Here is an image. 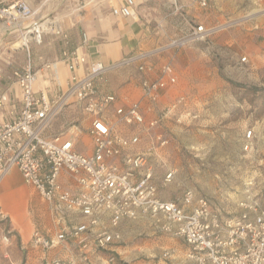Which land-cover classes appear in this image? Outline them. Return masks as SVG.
Wrapping results in <instances>:
<instances>
[{"label": "built area", "instance_id": "built-area-1", "mask_svg": "<svg viewBox=\"0 0 264 264\" xmlns=\"http://www.w3.org/2000/svg\"><path fill=\"white\" fill-rule=\"evenodd\" d=\"M195 1L205 9L210 0ZM133 5V0H126L124 5L113 8L112 14L134 17ZM34 16L35 10L27 0L0 4V28L26 39L20 47L27 52L30 43L41 44L49 32L65 37L55 20H46L43 26L33 21ZM219 29L196 25L187 34L154 50L126 57L115 64L91 63L84 74L73 73L65 91L54 100L34 90L37 74L29 60L21 70L13 72V83L21 90V108L11 120H0V182L11 170L17 169L23 183L49 207L56 232L48 237L34 231L33 248L48 251L72 242L81 250V264H93L88 251L106 250L119 241L121 237L116 229L122 221L149 218L157 231L181 239L188 247L187 258L195 264H264V209L259 201L264 195V184L260 188H254L252 182L246 184L237 203L239 211L230 218L222 217L206 197L196 196L189 188L175 200L160 197L152 159L168 141L155 130L176 116L184 98L147 120L138 102L119 103L114 94L101 93L96 86L105 74L134 66L143 75L142 98L153 105L176 84L177 76L172 63L167 61L159 66L154 79L150 78L147 74L155 72L150 60L166 49L206 42ZM86 40L83 35V44ZM62 57L72 70L86 63L77 50L62 52ZM240 61L245 62L246 58ZM42 68L50 69V65L44 64ZM8 103L9 93L2 92L0 117ZM71 104L79 106L89 122L87 133L93 143L90 154L75 149V139L81 133L76 125L50 133L53 122ZM122 126L136 127L139 132L125 135L118 131ZM141 133L153 146L148 151L127 153L140 143ZM251 135L248 131L246 139ZM248 147L246 144L244 150ZM175 172L166 170L162 187L172 183ZM69 182L74 186H68ZM76 217L83 221L73 224ZM8 238L4 236L3 241L7 243Z\"/></svg>", "mask_w": 264, "mask_h": 264}, {"label": "crops", "instance_id": "crops-1", "mask_svg": "<svg viewBox=\"0 0 264 264\" xmlns=\"http://www.w3.org/2000/svg\"><path fill=\"white\" fill-rule=\"evenodd\" d=\"M10 1L12 0H0V4L5 5ZM27 1L31 6L37 2ZM72 1L69 6L64 4L59 8V4H56L51 10H45L46 15L56 12L55 22L65 37L49 32L43 36L40 46L31 43L28 52L22 47L21 50L13 47L15 45L13 39L17 38V34L5 32L0 28L2 68L10 72L0 76L1 79L4 77L0 94L5 91L9 93V103L0 120H11L21 108V90L13 83L12 74L21 70L28 60L37 74L34 90L44 92L49 100H54L65 91L70 76L73 73L84 74L91 63L115 64L126 57L154 50L168 38L181 36L193 23L206 26L212 22L210 20L212 18L220 20L225 14L234 16L241 14L242 11L240 9L242 0H211L209 8L204 12L199 11L194 0H133L134 17L126 18L112 14V9L124 5L126 0ZM251 1L256 6H264V0ZM38 7L43 8L42 1ZM257 23L262 25V22ZM255 28L257 25L253 27L248 25L250 31ZM253 34L258 35L257 32L249 33ZM83 35L87 39L85 44ZM74 50L86 59V63L76 70H72L69 62L62 57V52L70 53ZM252 54H257L254 45ZM150 61L155 66V72L147 76L154 79L161 64ZM44 64H49L50 69L42 68ZM110 73L96 82L101 93L113 94L111 89L114 88L112 80L115 76L109 75ZM119 76L117 79H120L122 86L117 90V94L126 99L137 96L139 88L135 85H140L143 75L141 74L137 80ZM133 102L139 103L144 115L150 110L151 104L143 99L142 95ZM70 107L73 108L69 109L71 113L69 117L68 112L61 114L53 122L50 133H59L70 125H76L81 133L75 139V149L90 154L93 143L87 133L89 122L79 106L73 104ZM149 148L150 146H147L143 151H148ZM12 172L20 175L17 169H13L0 182V213L8 217L11 232L7 243L0 238V252L4 258L0 264H48L54 261L81 264V250L72 242L57 245L48 251L32 247L31 238L34 231L38 230L50 237L56 230L49 207L32 188L26 186L23 181V188L11 187L8 180ZM69 183L68 186H74L72 182ZM183 191L181 188H159L160 197L164 200H175ZM259 201L261 208L264 209V195ZM82 221L79 217L72 220L73 224ZM116 231L121 237L119 241L113 242L106 250L88 251L93 264H195L187 258L186 244L181 239L157 231L149 218L124 220ZM165 254L167 255L164 256Z\"/></svg>", "mask_w": 264, "mask_h": 264}, {"label": "rangeland", "instance_id": "rangeland-1", "mask_svg": "<svg viewBox=\"0 0 264 264\" xmlns=\"http://www.w3.org/2000/svg\"><path fill=\"white\" fill-rule=\"evenodd\" d=\"M41 1L44 2L43 8L39 9ZM72 2L37 0L32 5L35 10L33 21L43 23L48 19L56 20V12L46 15L45 10H51L56 4H59V8L64 4L69 6ZM194 4L199 11L204 12L211 0L205 9L198 7L195 0ZM240 7L242 11L239 15L225 14L220 20L210 19L212 22L205 27L220 29L206 42L166 49L152 58L159 65L170 61L178 80L145 113L147 120L156 117L164 108L184 98L176 116L165 120L155 130L156 134L168 141L165 147L157 151V157L152 159L156 182L159 188L193 190L196 196L206 197L212 209L224 218L233 217L239 211L237 203L242 199L246 184L252 182L254 188L264 184V6H256L251 0H242ZM252 11H257L256 15L249 16ZM257 22H262V25ZM248 25H257V28L250 31ZM193 26L196 25L193 23ZM255 32L258 35H249ZM177 38H168L159 47ZM20 40L19 34L13 39L15 44ZM252 45L255 46L256 55L252 54ZM16 50H21V47H16ZM242 57L246 58L245 62L240 61ZM2 64L0 57V76H5L10 72L3 69ZM119 74L135 80L141 77L134 66L109 74L116 77L112 80L114 88L111 93L118 98L119 103L128 104L140 98L139 84L135 85L139 88V94L131 99L117 94L122 86L120 79H117ZM3 79L0 78V86ZM69 107L64 108L61 114L68 112L69 117L73 108ZM118 131L130 135L138 133L139 129L122 126ZM248 131L252 132L250 139L245 137ZM141 135L140 143L129 148L127 153L153 146L148 137ZM246 144L249 147L244 150ZM169 168L176 171L174 180L169 186L162 187L163 174ZM8 182L12 188L24 186L16 172L10 173ZM0 214V238L3 241V237H9L11 232L8 217L4 213ZM2 260L4 258L0 252V263Z\"/></svg>", "mask_w": 264, "mask_h": 264}, {"label": "bare ground", "instance_id": "bare-ground-1", "mask_svg": "<svg viewBox=\"0 0 264 264\" xmlns=\"http://www.w3.org/2000/svg\"><path fill=\"white\" fill-rule=\"evenodd\" d=\"M48 1V0H47ZM46 2V1H45ZM44 3V2H43ZM38 10V9H37ZM256 13H257V11H252V12H250L248 15L249 16H254V15H256ZM246 18H248L247 16H246ZM254 18V17H253ZM258 18V17H257ZM43 26H45V23H43L42 24ZM25 41H26V39H21L19 42H17L13 47L14 48H16V47H19V46H21V45H23L24 43H25Z\"/></svg>", "mask_w": 264, "mask_h": 264}]
</instances>
